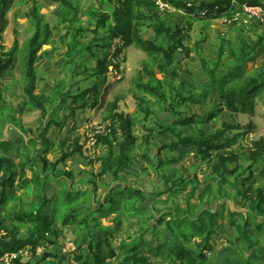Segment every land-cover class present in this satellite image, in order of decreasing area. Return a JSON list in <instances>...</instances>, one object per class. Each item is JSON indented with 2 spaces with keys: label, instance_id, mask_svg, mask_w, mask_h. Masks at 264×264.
Instances as JSON below:
<instances>
[{
  "label": "trees",
  "instance_id": "1",
  "mask_svg": "<svg viewBox=\"0 0 264 264\" xmlns=\"http://www.w3.org/2000/svg\"><path fill=\"white\" fill-rule=\"evenodd\" d=\"M31 1L29 16L34 34L21 51L24 62L22 83L26 101L24 106L19 104L18 108L20 112L37 110L42 116H47L52 96L44 93L35 94L40 79L35 65L39 60L37 54L40 48L51 43L52 32L44 16L40 14L42 5L36 0ZM158 1L164 5L163 9L176 10L179 14L185 15L187 18L182 19H186L188 25L196 21L210 22L225 18L233 20L236 13L242 12L243 5L258 6L264 10V0H116L118 6L112 14L99 16L98 26L91 30L95 36L87 43V50L86 48L83 50L97 63V67L92 68L91 73L93 85L87 86L82 93H80L82 90H79L77 96L73 94V89L67 90L61 96L67 95L76 103L78 99L86 100L93 94L97 97L108 73L107 56L111 40L120 38L125 48L135 46L148 57L142 69L144 76L140 74L135 82L134 89L136 94H139L135 95L137 114L148 117L152 114L153 102H166L168 86L175 94L173 101L179 103L197 104L200 99L205 102L214 93L218 98L212 111L201 118L181 117V114H176L178 118L174 120V124H170L172 127L182 129L191 125H204L213 121L223 109L230 114L253 116L256 99L259 95L261 98L264 97V63L255 73H246V65L264 54V34L251 47L244 42L242 17L233 20L231 22L233 26L242 28L238 32L236 43L229 46L226 53L221 48L213 68L202 60L207 78L204 89L197 97L184 96L176 90L172 82L168 81V74L175 76L173 64L177 60V50L185 48L184 38L178 27L175 28L161 20L162 11L156 4ZM12 2L13 0H0V40L6 27L4 15ZM49 2L60 4L59 22L69 25V30L71 27L72 30L75 29L74 25L80 21V8L69 0ZM108 21H111L110 27L106 25ZM145 27L151 29L148 34L143 30ZM82 32H86L85 29L78 28L73 40L75 41ZM75 49L76 44L71 45L67 48V53L73 57L76 67L78 66L76 60L81 57L83 51ZM94 50H97V53ZM17 53L15 43L8 52L0 54V79L6 76L13 63L12 57ZM96 54H105L104 59ZM160 58L162 60L159 63ZM221 59H225L231 69L217 72ZM157 74L162 75L160 79L156 77ZM144 77L147 78L145 81ZM117 102L116 99L115 102L108 104L102 115L104 121L101 122L108 121L112 124L107 136L98 137V145L104 150L95 161L86 159L92 167L98 164L97 176L101 180L107 176L119 178L118 173L127 168L133 160L138 141L134 131L136 122L116 111ZM96 105L97 100L93 103V106ZM170 107L177 108L173 102L170 103ZM53 123L60 125L54 118L51 120V124ZM117 129L121 133L120 136L116 134ZM146 131L153 132L154 128H146ZM167 131L173 135L174 141L161 144V151L167 153L178 148H193L203 164L209 163L214 155L210 162L209 176L212 179L217 178V181L198 190L195 178L177 174L173 178L170 177L171 180L165 181V187L148 182L153 187V193H147L146 187L145 193L139 187L116 186L106 193L104 202L98 205L99 210L95 212L89 211L92 204L97 205L99 202V198H95V181L80 178L77 181L83 185L77 187L75 174L78 173L73 169L72 173L57 169V166L63 164L67 158L81 156L80 138L70 142L60 141L58 146L60 154L57 155V149H48L50 140L46 138L44 131L38 137L29 138L28 142L24 139L15 144L0 141V256L17 254L11 264H29L20 253L27 252V255L29 253L35 257L37 250L45 245L59 249L58 238L62 234L61 231L73 227V230L84 231L88 241L85 246L78 245L72 252L77 264H232L229 258H224L221 262H214L210 258L213 250L211 241L214 236H218L221 231L222 234L225 231L226 234L232 231L234 233L232 243L235 245L244 243L249 249L247 255H241L243 264H257L262 251L260 243L264 242V222H258L259 218H264V188L255 186L254 180L256 167L260 166V160L264 155V140L253 142L250 149L244 150L239 142L248 134L250 126L243 128L228 122H222L220 127L215 128L209 135L200 130L197 137H184L181 132L178 133L171 128L158 130L156 134L161 135ZM153 136L151 135L149 140L144 137L143 145L149 146ZM36 138H40L44 153V156L37 157L38 161H35L30 151L39 143ZM236 145L238 147L234 149ZM9 153L18 154L19 161L15 162L14 156H10ZM48 153L53 155L51 160L47 159ZM141 159L145 167L154 169L155 173L163 167L169 170L167 167L169 163L158 162L150 154L141 152ZM244 162H248L245 168ZM27 170L30 177H27ZM144 176L149 179L146 171ZM165 176L163 179H166ZM87 181L93 186L92 189L85 187ZM169 182L170 186L167 185ZM53 184L57 186V191L63 190L60 196L57 191L53 196L47 194L46 188ZM185 193L184 207L169 209L165 205L169 202V197ZM163 195L168 196L160 200V203L165 205V210L156 212L158 210L154 202ZM30 198H33L34 202L27 208L26 203ZM221 201L224 204H221ZM226 201H232L236 208L232 210L226 205ZM216 202L219 203L214 208ZM6 204L8 214L2 212ZM107 204L109 206L104 207ZM237 207L245 208V212ZM224 208L227 213V225L218 223V219L224 216ZM116 212L113 226L100 225L98 215L108 217ZM123 222L132 228L122 231ZM250 222H253L252 226ZM132 230L133 232H129ZM193 239L197 240L195 244L192 243ZM229 241L230 238L226 240V244H229ZM47 256L52 257L51 252H47ZM152 258L159 261H153ZM60 264H65V260Z\"/></svg>",
  "mask_w": 264,
  "mask_h": 264
},
{
  "label": "rangeland",
  "instance_id": "2",
  "mask_svg": "<svg viewBox=\"0 0 264 264\" xmlns=\"http://www.w3.org/2000/svg\"><path fill=\"white\" fill-rule=\"evenodd\" d=\"M42 5L40 14L44 16V20L48 23L49 28L52 32L51 43L46 46H42L38 52L39 60L35 65L37 76L39 79L35 94L44 93L52 96V102L48 106L47 116H42L39 111L25 110L20 112L19 104L24 106L26 97L23 93L22 76L24 73V62L21 51L24 49L26 43L34 34V28L30 25L29 11L32 6L31 0H13V2L6 9L4 20L6 21V27L0 40V54L8 52L17 43L18 53L12 57V66L7 70L6 76L0 79V88L2 92V102H0V141H6L10 143H18L23 140L28 142L29 138L38 137L43 131L46 133V138H49L48 149L56 150L57 154L59 142L62 140H68L67 142L74 141L76 138H80L83 144L82 134L85 135L86 127L104 121L102 115L106 109V106L113 103L117 99V110L120 113L133 119L135 123L134 131L138 138L134 158L130 165L122 169L119 173L118 179H114L112 176L104 177L101 180L97 176L98 164L93 167L88 164L85 158L81 156H75L74 158H67L63 164H59L57 169L59 171H69L72 173V169L75 173V180H84L90 178L95 181V198H99L97 205L92 204L91 212L98 211V205H102L106 193L116 186L126 188L128 186L139 187L143 192L146 193L145 183L157 184L162 187L166 186L165 181L171 180L175 175L180 174L185 177H193L196 179L198 190L202 189L206 184H214L217 181L209 176L210 162L214 159V155L210 158V162L203 164L198 158L197 153L193 148L181 149L178 148L176 151L165 152L161 151V144H168L173 142V135L167 131L161 135L156 134L158 130H166L171 128L176 132H181L182 136H199L200 130L206 135L213 133L215 128H219L222 122H228L233 125H240L243 128L250 126V131L245 135L239 142V145L245 149H250L253 142L264 138V97H259L255 101L254 115L245 114H230L223 109L220 115H217L213 121L204 125L198 126H187L182 129L172 127L170 124H174V120L178 117L176 114L182 116H197L201 118L203 115L208 114L212 111L213 106L217 104L216 94H212L210 97L203 102L201 99L199 103H179L175 102V94L167 86L166 87V102H153L152 114L148 117H144V114H137L136 105L137 100L135 95L139 96L135 92V82L142 74V69L145 63L148 61V57L141 50L135 46L125 48L121 57L117 58L112 64L109 55L107 56L108 73L105 76V80L100 86L99 95H91L86 100L78 99L76 103L71 97L67 95L61 96L62 93L67 90L73 89L75 96L79 95V90L82 93L88 86L91 87L94 83V79H91L92 68L97 67V63L91 59L86 53L87 43L90 42L91 38L95 34L91 33L94 28L98 26L99 16L104 14H112L117 8L116 0H69L74 5L80 8V21L74 25L72 30H69V25L61 24L58 20L59 11L61 10L60 4L50 3L49 0H36ZM160 14L161 20L166 23L178 27L181 30V35L184 38L185 48L178 49L176 52V62L173 64L175 70V76L168 74V81L172 82L176 90L181 92L184 96L197 97L201 95L204 84L207 81L205 77L202 60L210 67H214L215 60L218 56L219 51L223 48V52L229 46H234L236 43V37L239 35V31L244 28V42L249 44L251 47L255 45L264 34V25L254 22L248 18H242L241 23L243 27L233 26L228 19H220L218 21L210 22H192L188 25L187 18L183 14H179L178 11L163 9ZM246 21V23L244 22ZM108 27L111 25V21L106 24ZM78 28L85 29L86 32H82L76 40H73V35L77 33ZM145 34L150 32V28H143ZM88 31V32H87ZM101 31L100 36L101 37ZM78 42V43H76ZM102 42V41H101ZM100 42V43H101ZM76 44V49L81 52L82 55L78 60V66L75 67V62L70 53H67V48L71 45ZM75 47V46H74ZM96 49V48H94ZM187 49V50H186ZM97 53V50H94ZM101 59H104L105 54H96ZM121 60V61H120ZM161 58L158 62H161ZM264 63V54H261L253 59L246 65V73H255L258 68ZM223 64L222 66H220ZM231 69L225 59H221L217 72L221 70ZM144 76V74H142ZM161 74H157V78H161ZM147 78L144 77L145 81ZM93 81V82H92ZM102 81V80H100ZM71 91V90H70ZM98 101V105L93 106L94 101ZM173 102L176 105V109L170 107V103ZM169 109L170 111H167ZM57 113L55 114V112ZM75 111V112H74ZM177 112V113H176ZM53 115V116H51ZM55 119L59 122V126L54 123L51 124V120ZM169 125V127H168ZM146 128H154L153 132H147ZM154 135L150 139V145H143L142 140L147 137L149 140L150 136ZM36 138L35 140H37ZM39 143L35 148H31V154L35 161H38L37 157L44 156L43 147L41 145L40 138ZM22 142V141H21ZM19 145V144H18ZM28 146V144H27ZM238 145L233 148L236 149ZM84 148L86 146L84 145ZM151 151L149 152V150ZM104 148L99 147L101 155ZM230 151V150H228ZM86 152H88L86 150ZM141 152L150 154L153 159L158 162L169 163L166 168L158 169L155 173L154 169L146 168L145 164L141 159ZM10 156H14L15 162L19 161V155L9 153ZM53 155L48 153L47 159L51 160ZM73 159V160H72ZM262 158L260 160V166L257 165L255 171L254 184L258 187L264 188V167H262ZM248 165V162H244V168ZM75 166H81L82 170L75 171ZM262 167V170H261ZM92 169V171H89ZM145 171L149 175L144 176ZM261 171V172H260ZM164 174H168L165 176ZM166 179H163V177ZM27 177H30V172L27 170ZM171 177V178H170ZM161 178V179H160ZM147 179V180H146ZM252 181H249L251 183ZM143 184V185H142ZM83 183L77 181V187H82ZM168 186L171 185L169 182ZM56 188H54V187ZM85 187L92 189L93 186L90 182H86ZM156 188H160L156 186ZM55 184L46 188L47 194L53 196L57 191ZM63 190L57 191L59 196ZM18 195V194H17ZM21 193L18 195L20 196ZM58 196V197H59ZM30 197V196H29ZM168 196L163 195L158 197L159 200H155L154 206L158 211L165 210V205L169 209H175L176 207H184L186 193L177 197H169L167 204H161L160 200H164ZM60 198V197H59ZM25 199V198H23ZM62 201V199L60 198ZM34 202L33 198L29 199L27 208L30 207ZM219 202L214 204V208ZM232 210L236 207L232 201L225 202ZM221 204H224L221 201ZM105 205L104 207H108ZM241 211L245 212V208L237 207ZM84 210V208H83ZM214 211V210H213ZM224 216L218 219V223L227 225V213L224 208ZM4 214H8L7 204L2 208ZM87 212V211H86ZM60 214V213H58ZM117 215V212L106 217L98 215L99 223L102 227L113 226V219ZM258 222H264V218H259ZM18 225L19 223H14ZM253 225V222H250ZM61 230L59 227H57ZM132 227L128 226L126 222H123V229L129 230ZM251 228V227H250ZM24 229V228H23ZM62 234L58 238L59 249H54V246L45 245L37 250L36 256L33 257L28 253L24 260L29 264H60L62 260H65V264H77L74 259L72 252L77 248L78 245L85 246L87 244V238L84 231L73 230V227L64 229L61 231ZM129 232H133L129 231ZM24 235V234H23ZM126 236V235H123ZM137 236V235H135ZM230 238L229 244H226V240ZM234 233L232 231L229 234H222V231L218 236H214L211 244L213 250L210 253V258L214 262H221L224 258H229L232 264H243L241 261V255H247L249 249L244 243L234 244ZM118 239H116V242ZM197 240L193 239L192 243H196ZM115 245H117L115 243ZM262 251L259 256V262L257 264H264V242L260 243ZM47 252H51L52 257L47 256ZM153 261H159V259L152 258Z\"/></svg>",
  "mask_w": 264,
  "mask_h": 264
},
{
  "label": "built area",
  "instance_id": "3",
  "mask_svg": "<svg viewBox=\"0 0 264 264\" xmlns=\"http://www.w3.org/2000/svg\"><path fill=\"white\" fill-rule=\"evenodd\" d=\"M156 4L164 8L159 1ZM240 17L248 18L253 20L256 23L264 25V10L258 6H242V12L236 13L233 20H237ZM241 18V19H242ZM233 20H229L231 23ZM246 23V21H244ZM125 50L124 43L120 38H114L111 40V45L108 50L109 58L112 61V64L117 58H120ZM123 57H121V60ZM120 60V61H121ZM112 124L110 122H99L94 123L86 127L85 135L82 134L83 144L80 142L82 146L81 156L87 160L95 161L99 156V145H98V137L107 136L110 133ZM116 134L120 136V131L117 129ZM264 140V138H263ZM84 145L86 148H84ZM86 150L88 152H86ZM262 167H264V155L262 157ZM23 257L27 256V252L20 253ZM17 254H5L0 256V264H11L14 259H16Z\"/></svg>",
  "mask_w": 264,
  "mask_h": 264
},
{
  "label": "water",
  "instance_id": "4",
  "mask_svg": "<svg viewBox=\"0 0 264 264\" xmlns=\"http://www.w3.org/2000/svg\"><path fill=\"white\" fill-rule=\"evenodd\" d=\"M74 168H75V171H77V172L82 170L81 166H75ZM89 171H92V169H90ZM145 187L147 189V193H153V187L149 183H145Z\"/></svg>",
  "mask_w": 264,
  "mask_h": 264
},
{
  "label": "crops",
  "instance_id": "5",
  "mask_svg": "<svg viewBox=\"0 0 264 264\" xmlns=\"http://www.w3.org/2000/svg\"><path fill=\"white\" fill-rule=\"evenodd\" d=\"M14 144H15V142H14ZM261 172V171H260Z\"/></svg>",
  "mask_w": 264,
  "mask_h": 264
},
{
  "label": "flooded vegetation",
  "instance_id": "6",
  "mask_svg": "<svg viewBox=\"0 0 264 264\" xmlns=\"http://www.w3.org/2000/svg\"><path fill=\"white\" fill-rule=\"evenodd\" d=\"M144 186H145V184H144Z\"/></svg>",
  "mask_w": 264,
  "mask_h": 264
}]
</instances>
